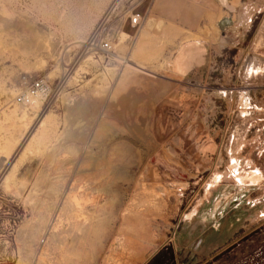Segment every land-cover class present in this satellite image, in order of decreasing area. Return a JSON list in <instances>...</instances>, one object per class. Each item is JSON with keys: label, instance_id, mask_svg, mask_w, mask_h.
Returning <instances> with one entry per match:
<instances>
[{"label": "rangeland", "instance_id": "obj_1", "mask_svg": "<svg viewBox=\"0 0 264 264\" xmlns=\"http://www.w3.org/2000/svg\"><path fill=\"white\" fill-rule=\"evenodd\" d=\"M151 1L0 0V264H264V0L178 41Z\"/></svg>", "mask_w": 264, "mask_h": 264}, {"label": "crops", "instance_id": "obj_2", "mask_svg": "<svg viewBox=\"0 0 264 264\" xmlns=\"http://www.w3.org/2000/svg\"><path fill=\"white\" fill-rule=\"evenodd\" d=\"M243 1L245 0H152L148 8V15L151 17L148 16V20L153 17L155 20L164 21L167 30L174 32L171 35L173 41L183 40L189 34L188 31L191 36L200 37L203 34L205 18L206 23L217 26L220 23L225 26L235 22L236 17L232 15L239 11Z\"/></svg>", "mask_w": 264, "mask_h": 264}, {"label": "built area", "instance_id": "obj_3", "mask_svg": "<svg viewBox=\"0 0 264 264\" xmlns=\"http://www.w3.org/2000/svg\"><path fill=\"white\" fill-rule=\"evenodd\" d=\"M141 20L140 14H135L131 18V23L133 25L139 24ZM94 42L99 45V47L104 51H109L112 49L111 38H105L101 36V33L97 34ZM52 90L51 83L46 77H41L35 79L24 91L20 92L16 96V101L23 106H31L35 103L37 98L43 100L47 99Z\"/></svg>", "mask_w": 264, "mask_h": 264}, {"label": "flooded vegetation", "instance_id": "obj_4", "mask_svg": "<svg viewBox=\"0 0 264 264\" xmlns=\"http://www.w3.org/2000/svg\"><path fill=\"white\" fill-rule=\"evenodd\" d=\"M210 229H213L212 232H211V235L209 234L210 236H208V235H206L207 233H203V235L201 236V240H200L199 244L197 245V243H196V248L197 249L207 248L209 246L207 244H211L212 242H214L216 240L217 237H219L220 235L222 236V232H223L222 228L220 229V227L212 226V227H210ZM181 235L185 236L184 239H186L188 237L187 236V231H183V233Z\"/></svg>", "mask_w": 264, "mask_h": 264}, {"label": "bare ground", "instance_id": "obj_5", "mask_svg": "<svg viewBox=\"0 0 264 264\" xmlns=\"http://www.w3.org/2000/svg\"><path fill=\"white\" fill-rule=\"evenodd\" d=\"M125 35H127L126 33H124ZM128 36V35H127ZM259 174V173H258ZM255 176V175H254Z\"/></svg>", "mask_w": 264, "mask_h": 264}, {"label": "water", "instance_id": "obj_6", "mask_svg": "<svg viewBox=\"0 0 264 264\" xmlns=\"http://www.w3.org/2000/svg\"><path fill=\"white\" fill-rule=\"evenodd\" d=\"M224 22V21H223ZM225 23H226V21H225Z\"/></svg>", "mask_w": 264, "mask_h": 264}]
</instances>
